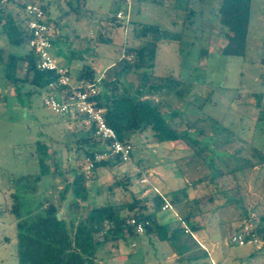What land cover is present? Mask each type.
Segmentation results:
<instances>
[{
  "label": "rangeland",
  "instance_id": "rangeland-1",
  "mask_svg": "<svg viewBox=\"0 0 264 264\" xmlns=\"http://www.w3.org/2000/svg\"><path fill=\"white\" fill-rule=\"evenodd\" d=\"M39 2L53 26L52 53L71 69L74 80L85 64L101 79H113L122 58L135 61L127 50L143 46L149 37L137 35L142 26L170 32L169 39L158 43L154 60L147 57L143 68L120 77V89L125 86L138 96L145 85L142 98L159 104L171 123L197 143H156L146 131L132 136L130 161L88 172L89 147L80 142L88 134L83 120L73 112L54 114L43 103L46 90L37 91L30 83L14 85L0 65V264H18L16 195L23 218L53 202L61 204L63 216L76 226L91 207L107 203L122 206L121 212L130 216L144 205L152 211L156 194L171 204L162 208L170 213L159 217L169 223L168 238L147 232L145 226L133 234L124 230V238L109 237L98 246V264H264V0H251L241 56L222 53L228 40L218 13L220 0ZM6 9L24 20L20 6L9 3ZM6 39L0 23L4 59L28 49L2 46ZM24 67L19 63V76ZM173 76L184 82L176 88L180 92L163 86ZM153 84L163 87L149 91ZM42 166L46 173L35 182ZM76 173L85 178V201L74 194ZM23 175L29 176L19 179ZM213 176H218L216 183ZM174 192L182 198L176 205L171 203ZM73 200L80 206L72 205ZM134 200L141 201L129 212ZM171 216L177 219L173 224ZM178 228L186 234L171 238ZM239 231H254L256 242L236 245L231 236Z\"/></svg>",
  "mask_w": 264,
  "mask_h": 264
},
{
  "label": "trees",
  "instance_id": "trees-1",
  "mask_svg": "<svg viewBox=\"0 0 264 264\" xmlns=\"http://www.w3.org/2000/svg\"><path fill=\"white\" fill-rule=\"evenodd\" d=\"M13 3L22 8L21 5ZM7 4L0 3V23L3 33L7 36V43L15 47H28L30 33L26 25V16L22 20L19 13L15 14L10 10H3ZM44 9L46 10V6H44ZM250 12L251 0H220L218 13L228 40L227 44L222 48L223 54L228 56L245 54ZM113 18L116 19V17ZM137 35L141 37L149 35V37L145 38L143 46L127 50L126 55L133 54L135 61L131 62L126 56L122 58L120 60V69L113 79H101L94 67L85 64L78 70L76 80L98 83L97 104L105 109L106 120L115 129L120 140L131 143L133 135L150 131L153 141L156 143L175 142L178 140H183L187 143H190L189 140H191L193 143H197V140L190 138V133L187 130H179L177 126L171 123L162 113L159 104H154L142 98L145 93V85L137 91L138 96L129 93L128 88L125 86L120 89V77L143 68L147 57L154 60L158 43L162 39H169L172 36L170 32L161 29L158 25H144L137 32ZM19 63L25 64L23 76L17 74ZM0 65H2L5 79L18 87L25 83H30L35 90L44 92L48 84L55 80L53 72L44 71L37 67V56L29 47L23 53H8L7 59H4L0 53ZM167 79L168 82L163 86L171 85L173 89H176L179 85L184 84L179 77L175 78L173 76ZM163 86L153 84L149 91H154V89L156 90ZM176 91L180 92L177 89ZM27 92L31 94L34 90ZM79 119L82 118L80 117ZM94 131V127L87 128L86 132L88 134L83 136L80 141L88 145L89 148L86 150V155L90 159L102 149L101 138L95 136ZM260 158L264 159V156H260ZM114 163H121V160L118 157H108L100 162H95L92 170L108 167ZM40 173L41 175L36 174L34 177L35 182L40 181V178L45 175L44 166H42ZM24 176L28 177L29 175H23L19 179ZM216 177L218 176H213L211 181L216 183ZM84 181V175L76 173L72 182L76 199L83 201L88 197V190ZM68 187L69 184L66 186L60 201L65 199ZM181 191L187 196L185 189ZM178 193H173L172 204L176 205L182 200V198H179ZM78 200H73L72 205L79 207ZM140 201L134 200L129 205V212H133ZM164 203L163 197L156 194L153 198L154 208L152 211H148L147 206L144 205L133 216L123 214L121 212L123 207L116 206L113 203L93 206L88 210L87 216L75 226V224L69 223L61 213V204L53 202H49L48 206L44 207L43 211L36 216L23 218L21 200L16 195L13 213L17 220L18 264H98V246L102 245L109 237L114 239L121 236L124 238V230L132 234L135 232L136 225L130 223L132 218L136 219L137 223H143L147 232L158 231L162 239H166L168 238L166 233L169 223H162L159 218L164 213L162 211ZM58 213L61 214L59 218L57 216ZM169 213H164V215ZM188 219L189 217L186 216L185 221H188ZM176 220L175 217L171 216V224ZM189 223L193 227V231H196V226L192 222ZM261 229L259 227L256 233H262ZM181 232L186 234L184 228L174 229L171 238ZM251 233L256 234L254 231Z\"/></svg>",
  "mask_w": 264,
  "mask_h": 264
},
{
  "label": "built area",
  "instance_id": "built-area-1",
  "mask_svg": "<svg viewBox=\"0 0 264 264\" xmlns=\"http://www.w3.org/2000/svg\"><path fill=\"white\" fill-rule=\"evenodd\" d=\"M15 2L22 6L30 33L28 47L37 56V67L54 73L55 80L46 87L43 97L44 105L56 115H65L73 112L81 117L88 129L94 127V135L101 138L102 149L96 152L92 159L87 160V170L90 172L95 162L108 157H118L121 162H128L133 153L130 142L120 140L117 132L111 127L105 117V109L97 104L96 95L99 92L98 83L74 80L71 69L61 65L52 53L53 26L47 18L44 5L39 0H0L1 4ZM121 12L118 16H121ZM171 207L166 202L163 209ZM137 229H142L143 223L131 219ZM186 231V230H185ZM231 240L236 245H249L256 242L255 234L243 232L234 233Z\"/></svg>",
  "mask_w": 264,
  "mask_h": 264
},
{
  "label": "crops",
  "instance_id": "crops-1",
  "mask_svg": "<svg viewBox=\"0 0 264 264\" xmlns=\"http://www.w3.org/2000/svg\"><path fill=\"white\" fill-rule=\"evenodd\" d=\"M9 3H13V2H9ZM8 3V4H9ZM4 7H6L7 8V5H5ZM47 10V9H46ZM11 11V10H10ZM46 13H47V11H46ZM6 41H7V39H6ZM8 43L6 42V43H3V45L2 46H5V45H7ZM58 58H61V56L60 55H58Z\"/></svg>",
  "mask_w": 264,
  "mask_h": 264
},
{
  "label": "water",
  "instance_id": "water-1",
  "mask_svg": "<svg viewBox=\"0 0 264 264\" xmlns=\"http://www.w3.org/2000/svg\"><path fill=\"white\" fill-rule=\"evenodd\" d=\"M57 216H58V218H59V217L61 216V214H60V213H58V214H57Z\"/></svg>",
  "mask_w": 264,
  "mask_h": 264
}]
</instances>
